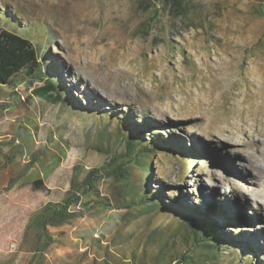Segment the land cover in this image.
Returning a JSON list of instances; mask_svg holds the SVG:
<instances>
[{
  "label": "rangeland",
  "instance_id": "rangeland-1",
  "mask_svg": "<svg viewBox=\"0 0 264 264\" xmlns=\"http://www.w3.org/2000/svg\"><path fill=\"white\" fill-rule=\"evenodd\" d=\"M149 2L0 0V26L32 41L64 91L53 105L33 95L40 80L18 84L11 97L0 86V264H35L23 244L31 216L63 198L75 166L85 174L104 165L133 131L159 147L144 159L151 170L131 165L126 180L101 181V195L132 188L161 206L140 214L115 196L113 209L85 210L48 228L55 241L40 264H155L158 250L145 238L156 227L172 243L167 261L190 251L192 264H264V211L239 200L244 155L218 135L264 103V0H190L177 19L159 3L148 27ZM104 65L131 77L123 73L112 89ZM229 203L242 222L222 225ZM191 216L215 223V260L207 246H192L182 227Z\"/></svg>",
  "mask_w": 264,
  "mask_h": 264
},
{
  "label": "trees",
  "instance_id": "trees-1",
  "mask_svg": "<svg viewBox=\"0 0 264 264\" xmlns=\"http://www.w3.org/2000/svg\"><path fill=\"white\" fill-rule=\"evenodd\" d=\"M149 1L144 6L145 11H153L148 27L160 16L161 9L157 7L159 3H162L163 7L169 10L175 19L187 17L190 9V0ZM38 80L42 81L43 85L33 91V95L36 98L53 105H58L63 101L64 91L62 87L48 73L42 70L39 51L32 41L26 36L20 37L0 26V86L9 85L14 90L18 84L30 85ZM17 94V90H14L9 96H17ZM101 138L103 139L104 137ZM158 149L159 147L155 146L152 141L143 140L141 131H133V134L125 139L123 152L117 156L114 154L115 156L106 161L104 165L91 168L85 174L76 171L77 167L75 166L70 187L63 198L58 202L49 201L40 206L26 225L23 234V244L25 243L28 246L27 251L32 254L33 263L40 264L44 253L55 241L48 228L67 225L77 217H81L85 210L92 211L110 208L113 202L112 198L115 196H118V200L125 204L121 208L133 210L140 214L160 207L159 201L149 196L147 192L139 194L134 192L132 188H125V190L119 191V194L116 193V195L109 196L101 195L100 191V182L106 178L115 176L126 180L128 169L131 165L141 166L145 174L149 173L151 169L144 159L158 151ZM57 161L58 164L60 160ZM126 162H128L129 166H126ZM144 178L143 176L142 179ZM31 186L33 190H40L43 187L42 179L34 180ZM184 219L185 224L182 227L188 229L193 235L192 246L194 247L198 242L201 247L207 246V248L204 247L209 253L207 260H215L219 254V238L214 233L215 223L206 219L201 222L192 216ZM182 229H175L172 236L180 234L179 232H182ZM183 240L184 243L188 244L189 240ZM145 243L158 250L155 256V264L193 263L191 254H188L190 251L175 255L170 261L166 260L165 254L172 243L165 239V235L160 228L156 227L150 230L145 238ZM189 246L191 247V245ZM103 264H107V262L104 261Z\"/></svg>",
  "mask_w": 264,
  "mask_h": 264
},
{
  "label": "bare ground",
  "instance_id": "bare-ground-1",
  "mask_svg": "<svg viewBox=\"0 0 264 264\" xmlns=\"http://www.w3.org/2000/svg\"><path fill=\"white\" fill-rule=\"evenodd\" d=\"M101 71L107 72L105 74L113 81L112 89L116 86L115 82L120 77H123V73L129 78L131 77L130 73L123 70L120 73H116L117 71L112 72L106 65L102 66ZM88 94L94 97V94L90 92ZM96 95V98L102 101L100 95ZM109 95L106 96L108 101L105 100V102L113 104V98ZM218 135L225 142L235 145L244 155V165L241 170H238L243 184L238 190L239 200L248 199L257 206L259 211H264V103L260 104L256 112H252L247 117L241 116V119L234 126L227 125L226 128L219 129ZM251 202L248 201L247 203L251 204ZM233 205L234 203H229L228 207L221 205L223 216L225 217H223L225 222L223 221L222 225L231 222L236 223L238 220L242 222L241 217L237 215L236 209H233ZM241 242L251 244L248 240Z\"/></svg>",
  "mask_w": 264,
  "mask_h": 264
}]
</instances>
